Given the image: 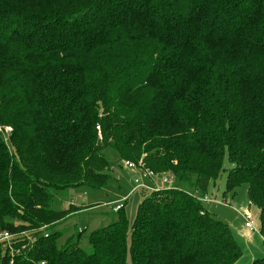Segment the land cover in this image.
<instances>
[{"label": "trees", "instance_id": "1", "mask_svg": "<svg viewBox=\"0 0 264 264\" xmlns=\"http://www.w3.org/2000/svg\"><path fill=\"white\" fill-rule=\"evenodd\" d=\"M4 126L0 264H234L204 193L230 163L224 192L247 185L264 240V0H0ZM110 151L173 186L132 220L122 204L90 253L58 246L49 224L78 207L56 200L104 187Z\"/></svg>", "mask_w": 264, "mask_h": 264}, {"label": "rangeland", "instance_id": "2", "mask_svg": "<svg viewBox=\"0 0 264 264\" xmlns=\"http://www.w3.org/2000/svg\"><path fill=\"white\" fill-rule=\"evenodd\" d=\"M6 127L9 126H4L3 130H0L5 143L8 140L10 131H7ZM0 129L2 128L0 127ZM107 156L112 165L111 169H108L106 172L108 173V179L104 187L94 189L83 184L76 185L64 193L66 199L61 201L62 198L58 197L56 200L55 204L58 205L56 207L61 210H65L70 203L78 207L76 211L65 215L62 219H55L49 224L52 231L56 230L61 233L57 239L58 246L70 240L71 242H77L85 253H90L91 246L88 241L90 232L115 221L118 215V212L112 209L115 204L123 199L121 202L124 205V212L132 220L137 206L143 201L147 193L150 192L147 189L143 190L144 192L135 189V178L138 181H141L143 178L141 177L140 167H127L125 162L112 151ZM229 168L230 163L225 162L224 170H222L214 182H210L208 190L204 193V195L213 201L203 202V204L212 216L228 223L233 236L236 235L238 238L236 241L240 246L241 255L234 264H249L251 263L250 254L255 258L264 255V245L262 249L264 240L260 234L261 242L260 237L256 234L259 232V209L248 201L247 185L244 183L236 186L234 191L224 192L226 172ZM158 179L160 181L161 178L158 177ZM195 194L200 197L203 196L202 192H195ZM82 197L85 198L84 201ZM244 208L249 210L257 228L256 231H250L248 228H245L247 231L245 229L242 230L248 235L252 233L253 238L250 241L249 239L244 241L243 235L245 234L243 233L242 237H239L237 231V228H241V224H243L241 212ZM79 231L81 232L79 233ZM245 242L249 248L245 247Z\"/></svg>", "mask_w": 264, "mask_h": 264}, {"label": "built area", "instance_id": "3", "mask_svg": "<svg viewBox=\"0 0 264 264\" xmlns=\"http://www.w3.org/2000/svg\"><path fill=\"white\" fill-rule=\"evenodd\" d=\"M6 130L9 131L10 127H6ZM125 165L129 168L140 167V169L142 170L141 177H150V178L160 177L161 182H162L161 187H171L174 184L175 176H174V173L172 171H166V172L161 173L160 175H157V174L153 173L152 170H150L148 168L141 167L140 164L135 165L132 162L125 161ZM134 182L136 183L135 189L142 187L143 189L145 188L144 190L147 189L149 191H152V190H156V189L161 188V187L151 188V187L141 183L140 181H138L137 178H135ZM121 206H122V204L119 202V203L115 204V206L112 209L117 211ZM241 216L243 218V224L246 228H248L250 231H256L257 230V228L253 222V217L247 208H244L242 210ZM13 235L14 234H12L8 231L0 230V242L10 240L13 237ZM40 264H44V262L42 261V262H40Z\"/></svg>", "mask_w": 264, "mask_h": 264}, {"label": "crops", "instance_id": "4", "mask_svg": "<svg viewBox=\"0 0 264 264\" xmlns=\"http://www.w3.org/2000/svg\"><path fill=\"white\" fill-rule=\"evenodd\" d=\"M140 172H142V170L140 169ZM142 181V182H141ZM140 182L141 183H143V184H145V185H147V186H149V187H151V188H153V187H161V185H162V182H161V179H160V181H159V179H158V177H153V178H150V177H143L142 178V180H141ZM135 187H136V185H135ZM136 189H139L140 191H142V192H144L145 190V188L143 189L142 187H140V188H136ZM144 190V191H143ZM82 200L84 201L85 200V198H83L82 197ZM122 201V200H121ZM121 201H119L121 204H122V202ZM213 201V200H212ZM118 202V203H119ZM117 204V203H116ZM229 225V224H228ZM242 225V227L240 228H237V231H238V235H239V237H242L241 235H243V229H245L246 227H244V225L243 224H241ZM233 229V228H232ZM234 230V229H233ZM246 230V229H245ZM247 231V230H246ZM234 232H235V230H234ZM245 234V233H244ZM250 235H248L247 233L245 234V235H243V237H244V241L246 240V239H249V241H250V239H252L253 238V236H252V233H249ZM256 234H258V236L260 237V234H259V232H257ZM235 235V234H234ZM235 237V239H238L237 237H236V235L234 236ZM260 239H261V237H260ZM247 242V241H246ZM245 242V243H246ZM261 242H262V239H261ZM244 243V244H245ZM246 246V248H249L248 246H247V243L245 244ZM262 249H263V243H262ZM251 251V250H250ZM250 259H251V261H252V259H254L255 257H253V255L252 254H250Z\"/></svg>", "mask_w": 264, "mask_h": 264}]
</instances>
